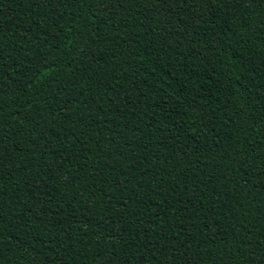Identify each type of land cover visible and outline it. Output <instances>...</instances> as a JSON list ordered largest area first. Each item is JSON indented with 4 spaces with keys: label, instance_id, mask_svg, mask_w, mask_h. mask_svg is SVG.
<instances>
[{
    "label": "trees",
    "instance_id": "obj_1",
    "mask_svg": "<svg viewBox=\"0 0 264 264\" xmlns=\"http://www.w3.org/2000/svg\"><path fill=\"white\" fill-rule=\"evenodd\" d=\"M0 264H264V0H0Z\"/></svg>",
    "mask_w": 264,
    "mask_h": 264
}]
</instances>
